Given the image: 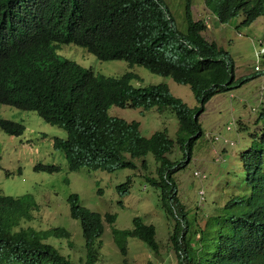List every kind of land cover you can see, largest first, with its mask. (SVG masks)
Segmentation results:
<instances>
[{
  "label": "trees",
  "instance_id": "obj_1",
  "mask_svg": "<svg viewBox=\"0 0 264 264\" xmlns=\"http://www.w3.org/2000/svg\"><path fill=\"white\" fill-rule=\"evenodd\" d=\"M183 3L184 31L176 28L163 0H0V103L35 111L46 122L62 127L66 137H56L51 144L61 150L72 171L80 166L106 171L136 168L131 159L150 152L156 176L145 172L141 177L159 190L165 217L171 220L169 241L177 264H264V139L258 148L241 155L252 185V194L246 199L252 210L234 216L236 201L230 200L218 213L199 220L201 215H191L178 196L174 174L182 164L167 157L174 144L182 152L190 151L200 131L194 119L198 106L189 107L165 84L133 87L129 83L136 78L133 73L104 76L55 54L59 45L76 43L100 60L145 66L187 85L197 103L204 104L212 94L240 84L231 81L234 66L230 53L202 34L205 24L192 18V0ZM204 3L219 22L228 21L238 10L245 13L243 25L264 14V0ZM111 105L156 106L161 115L173 113L178 125L175 137L166 129L141 135L138 121L109 116ZM0 128L19 135L24 127L0 118ZM140 166L146 169L145 159ZM34 168L59 170L53 165ZM130 181L127 177L118 187L120 194L129 191ZM67 201L69 215L78 219L84 237L83 260L73 262L46 242L49 237L69 240L65 229L24 225L36 207L30 195L0 192V264H96L102 218L111 226L115 216L89 210L78 202L76 193ZM110 231L124 256L128 237L138 238L158 253L154 227L136 216L129 229L111 226Z\"/></svg>",
  "mask_w": 264,
  "mask_h": 264
},
{
  "label": "rangeland",
  "instance_id": "obj_2",
  "mask_svg": "<svg viewBox=\"0 0 264 264\" xmlns=\"http://www.w3.org/2000/svg\"><path fill=\"white\" fill-rule=\"evenodd\" d=\"M163 1L176 28L184 31L183 0ZM205 6L204 0H193L190 7L192 18L203 19L206 23L205 36L214 39L230 53L235 65V78L257 76L239 87L212 95L199 118L202 135L193 143L187 164L174 174L180 201L186 210L191 211V215L196 218L201 215L199 220L213 215L216 211L214 207L220 209L232 199L239 200L249 195L250 186L245 181L238 153L251 144H257L264 125V116L256 122L264 110V93L260 92L264 88V73L254 71L256 51L264 43V18L259 17L250 26L240 25L237 16L219 22ZM55 53L60 58L75 60L89 67L93 73L104 76L119 77L131 72L137 77L129 82L133 87L156 82L165 84L172 95L180 97L189 107L199 105L187 85L178 84L170 77L158 75L144 66L131 67L124 60H100L76 43L61 44ZM259 64L264 63L260 61ZM107 114L126 121H138L139 131L145 136L155 130L166 129L168 135L174 138L178 127L173 113L161 115L156 106L144 109L111 105ZM0 118H9L24 127L19 135L5 133L0 128V192L32 197L36 207L32 209L31 219L24 222L25 226L65 229L69 233V240L49 237L46 242L73 262L83 260L84 237L78 219L69 215L70 204L67 201L69 195L76 193L78 202L89 210L100 215L113 214L115 219L111 226L116 229H129L132 217L136 216L143 223H151L155 230L158 253L138 238L128 237L124 256L113 240L111 226L103 221L96 264H177L176 254L169 241L171 220L165 217L159 190L141 177L145 172L156 176V162L150 152L131 159L136 168L106 171L80 166L72 171L66 166L61 150L53 148L51 144L56 137H66L63 128L47 123L35 111L6 103L0 104ZM232 120L235 121V127L226 131V125ZM241 123L243 127L239 128ZM217 133L234 143L229 145L222 138L214 139ZM171 150L168 157L172 160L183 155L176 144ZM144 159L146 169L143 171L140 162ZM35 165H53L59 170H37ZM195 170L206 176L200 174L195 177ZM127 177L131 179L129 191L120 194L118 187L126 182ZM242 211L243 207L239 204L233 209L237 215ZM69 241L72 242L71 246Z\"/></svg>",
  "mask_w": 264,
  "mask_h": 264
},
{
  "label": "clouds",
  "instance_id": "obj_3",
  "mask_svg": "<svg viewBox=\"0 0 264 264\" xmlns=\"http://www.w3.org/2000/svg\"><path fill=\"white\" fill-rule=\"evenodd\" d=\"M192 2H193V0H192ZM191 10V9H190ZM209 10V9H208ZM209 13H211L213 16H214V18H216V16L212 13V12H210L209 11ZM235 16H237L238 17V22H239V24L240 25H243L242 24V21L246 18L245 17V13L242 11V10H238L236 13H235V15H234V17ZM259 17H263L264 18V14H257L256 16H254V18H253V20H251L247 25H243V26H250L252 23H254ZM231 19V18H230ZM194 20H197V19H194ZM203 22H204V20L203 19H201ZM204 24H205V27H206V23L204 22ZM206 30V29H205ZM205 30L203 31V35L205 36ZM205 38H207L206 36H205ZM208 40H211L210 38H207ZM214 40V39H213ZM57 49V48H56ZM56 54V53H55ZM255 56H256V61H255V65H254V71L256 72V73H258V72H260V73H264V64L263 65H260L259 64V62L260 61H262L263 63H264V43L263 44H260V47L257 49V51H256V54H255ZM59 57V56H58ZM60 58V57H59ZM230 58H231V56H230ZM61 59H66V58H61ZM69 60V59H68ZM231 60H232V62H233V66H234V68H233V75L231 76V81H233V82H238V84H240V86L242 85V84H244V83H246V82H248L249 80H251L254 76H257V74H255L254 76H246V77H238V78H235V65H234V61H233V59L231 58ZM75 61V60H74ZM125 61V60H124ZM76 62V61H75ZM78 63V62H77ZM128 63V62H127ZM79 64V63H78ZM79 65H81V64H79ZM129 65V64H128ZM81 66H83V65H81ZM83 67H86V66H83ZM132 67V66H131ZM145 67V66H144ZM89 68V67H88ZM90 69V68H89ZM131 73V72H130ZM249 78L248 80H245V78ZM137 78V77H136ZM133 79V78H132ZM234 88H236V87H234ZM232 89V88H231ZM227 91V90H226ZM191 92V91H190ZM218 92H220V91H218ZM260 92H262V93H264V88H261L260 89ZM217 93V92H216ZM192 94V93H191ZM215 94V93H214ZM213 95V94H212ZM180 98V97H179ZM211 98H212V96H211ZM208 102V101H207ZM207 102H205L204 104H200V103H198L199 105H198V108H199V110L194 114V119L198 122V124L200 125V131L197 133V134H195L196 136H197V138H199L201 135H202V128H201V124H200V122H199V118L201 117V114L204 112V109H205V104L207 103ZM1 104V103H0ZM6 104H8V103H6ZM12 105V104H11ZM15 106V105H14ZM17 107V106H16ZM195 107V106H194ZM264 116V110L259 114V116L257 117V119H256V122H259V120H260V118H262ZM42 118V117H41ZM2 119H5V118H2ZM7 119H9V118H7ZM43 119V118H42ZM123 119V118H122ZM44 120V119H43ZM125 120V119H124ZM48 123V122H47ZM50 124V123H49ZM53 125V124H52ZM235 121L234 120H232L228 125H226V127H225V130L226 131H230L231 129H232V126H234L235 127ZM56 126H58V125H56ZM60 127V126H59ZM243 127V124L241 123L240 125H239V128H242ZM62 128V127H61ZM261 136L259 137V139H258V142H257V144H254V145H250L248 148H246V149H244V150H242V151H240L239 153H238V158H239V161H240V164L242 165V161H241V155L242 154H244V153H246V152H249V151H252V150H254V149H256V148H258V144H260V142L261 141H263V139H264V125H263V127L261 128ZM196 138V139H197ZM219 138H222L223 140H224V142L225 143H227V144H229V145H232L234 142H232V141H229L226 137H224V135H222V134H220V133H217V134H215L214 135V139H219ZM195 139V140H196ZM194 143H195V141H194ZM192 145H193V143H192ZM192 145H191V147H192ZM179 149V148H178ZM191 149V148H190ZM180 150V149H179ZM181 152V151H180ZM190 152V151H189ZM189 152L187 153L186 151H183V152H181V153H183V155L181 154V156L180 157H178V158H176V159H170L169 157H168V155H167V157H168V159H170L171 161H178L177 162V164H182L181 165V168L183 167V165H185V164H187V162H188V160H189V157H190V154H189ZM41 166V165H40ZM181 168H179V169H181ZM242 168H243V170H244V172H245V181H246V183L250 186V191H249V195L248 196H246V197H242V198H239V201L238 200H235V199H232V200H234V201H236L234 204H233V209L239 204L241 207H243V211H242V213L244 212V211H247L248 209H250V210H252V207H251V204L250 203H247V201H246V199H249L250 198V196H251V194H252V185L249 183V181H248V179H247V177H248V172H247V170L245 169V167H244V165H242ZM178 169V170H179ZM177 170V171H178ZM176 171V172H177ZM200 174L201 175H203V177L204 176H206L205 174H203V173H201L200 171H197V170H195L194 172H193V175H195V177H199L200 176ZM176 183V182H175ZM202 190H200L199 192H201ZM198 192V193H199ZM262 202V204H263V206H264V199L261 201ZM213 209H215L216 211L213 213V215L215 214V213H218L219 211H220V209L218 208V207H214ZM212 209V210H213ZM175 211V210H174ZM173 211V212H174ZM206 211V210H205ZM191 212V211H190ZM204 212V211H203ZM193 213V212H192ZM241 214V213H240ZM213 215H208V216H213ZM233 215L234 216H237V214H234L233 213ZM239 215V214H238ZM103 216V215H102ZM104 221V219L102 218V222ZM107 223V222H106ZM108 224V223H107ZM113 224V223H112ZM103 225H104V223H103ZM103 229H104V227H103ZM177 258V257H176ZM182 260H183V257H182ZM97 263V262H96Z\"/></svg>",
  "mask_w": 264,
  "mask_h": 264
}]
</instances>
